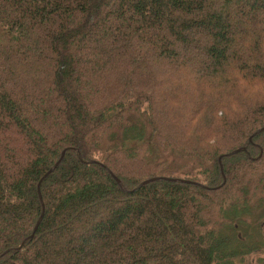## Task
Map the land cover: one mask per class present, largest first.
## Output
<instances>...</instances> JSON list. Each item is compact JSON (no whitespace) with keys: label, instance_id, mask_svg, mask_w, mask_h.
I'll list each match as a JSON object with an SVG mask.
<instances>
[{"label":"trees","instance_id":"trees-1","mask_svg":"<svg viewBox=\"0 0 264 264\" xmlns=\"http://www.w3.org/2000/svg\"><path fill=\"white\" fill-rule=\"evenodd\" d=\"M261 128L264 0H0V264H264Z\"/></svg>","mask_w":264,"mask_h":264},{"label":"water","instance_id":"water-1","mask_svg":"<svg viewBox=\"0 0 264 264\" xmlns=\"http://www.w3.org/2000/svg\"><path fill=\"white\" fill-rule=\"evenodd\" d=\"M263 130H264V128H261V129H259V130L257 131V133H260V132H262ZM243 150H245V147H243V148H238V149L234 150L233 152H231L230 154H236V153H239V152H241V151H243ZM64 155H65V152L62 154L61 158H60L59 161L56 163V165L51 169V171H53V170H54V169L60 164V162L62 161ZM162 178H163V177H155V178H151V179L144 180L142 183H140V185L138 186V188L141 187V186H143V185H145V184H148V183H150V182H152V181H156V180H158V179H162ZM118 182L120 183L119 180H118ZM41 220H42V216L40 217L38 223L36 224L35 230L37 229V227H38L39 223L41 222ZM31 237H33V235H31Z\"/></svg>","mask_w":264,"mask_h":264}]
</instances>
